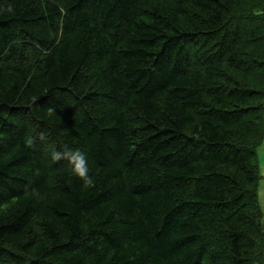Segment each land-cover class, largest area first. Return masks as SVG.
<instances>
[{"label":"trees","instance_id":"obj_1","mask_svg":"<svg viewBox=\"0 0 264 264\" xmlns=\"http://www.w3.org/2000/svg\"><path fill=\"white\" fill-rule=\"evenodd\" d=\"M263 140L264 0H0V264H264Z\"/></svg>","mask_w":264,"mask_h":264},{"label":"clouds","instance_id":"obj_2","mask_svg":"<svg viewBox=\"0 0 264 264\" xmlns=\"http://www.w3.org/2000/svg\"><path fill=\"white\" fill-rule=\"evenodd\" d=\"M8 11H11V8H9ZM29 143H31V141H29ZM52 159L57 162L66 160L70 167L71 175L80 179L86 185L91 184L92 181L89 176L88 159L84 152L79 149H65L64 151L55 152Z\"/></svg>","mask_w":264,"mask_h":264},{"label":"rangeland","instance_id":"obj_3","mask_svg":"<svg viewBox=\"0 0 264 264\" xmlns=\"http://www.w3.org/2000/svg\"><path fill=\"white\" fill-rule=\"evenodd\" d=\"M258 161L261 169L264 170V140L257 147ZM258 199L261 206V209L264 213V181L260 182L258 185ZM264 221V218H263Z\"/></svg>","mask_w":264,"mask_h":264},{"label":"crops","instance_id":"obj_4","mask_svg":"<svg viewBox=\"0 0 264 264\" xmlns=\"http://www.w3.org/2000/svg\"><path fill=\"white\" fill-rule=\"evenodd\" d=\"M259 170H260V165H259ZM262 181H264V170L261 169V171H260V181H259V183L262 182ZM258 198H259V197H258Z\"/></svg>","mask_w":264,"mask_h":264}]
</instances>
